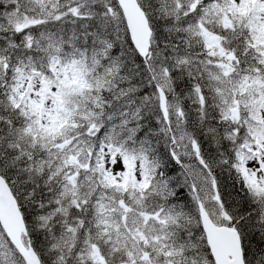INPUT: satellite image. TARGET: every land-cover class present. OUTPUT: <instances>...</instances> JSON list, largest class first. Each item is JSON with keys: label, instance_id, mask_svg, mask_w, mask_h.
I'll use <instances>...</instances> for the list:
<instances>
[{"label": "snow or ice", "instance_id": "snow-or-ice-1", "mask_svg": "<svg viewBox=\"0 0 264 264\" xmlns=\"http://www.w3.org/2000/svg\"><path fill=\"white\" fill-rule=\"evenodd\" d=\"M0 264H264V0H0Z\"/></svg>", "mask_w": 264, "mask_h": 264}]
</instances>
